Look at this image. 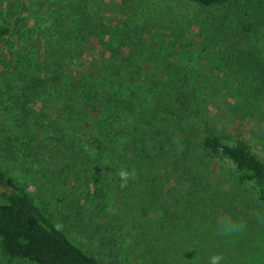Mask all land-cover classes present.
Instances as JSON below:
<instances>
[{
	"label": "trees",
	"instance_id": "obj_1",
	"mask_svg": "<svg viewBox=\"0 0 264 264\" xmlns=\"http://www.w3.org/2000/svg\"><path fill=\"white\" fill-rule=\"evenodd\" d=\"M151 1L125 0L122 6L108 7L103 0H0L4 264H107L71 239L18 182V169L13 170L16 164L29 170L34 159L38 168L44 164L36 152L45 133L40 119L48 103H57V155L86 157L95 167L89 177L100 185L117 175L123 186L121 171L129 174L126 192L132 175L144 171L159 178V186L176 173L191 174L198 185L193 167L202 152L230 161L239 184L257 191L264 203V161L241 135L220 131L198 107L217 82L195 81L199 66L182 70L179 60H173L181 58L173 40L148 42L141 36L142 23L155 20L157 9L170 11L179 23L165 0L154 9L148 6ZM177 1L210 12L208 20L195 21L192 27L199 33L202 52L213 51L215 61L208 67L215 74L229 70L234 78L229 88L246 91L264 114V24L254 10L264 0L252 8L248 0ZM106 10L129 16L105 23ZM178 36L173 30V39ZM189 36L186 30L180 39ZM62 180L65 200L69 184Z\"/></svg>",
	"mask_w": 264,
	"mask_h": 264
},
{
	"label": "rangeland",
	"instance_id": "obj_2",
	"mask_svg": "<svg viewBox=\"0 0 264 264\" xmlns=\"http://www.w3.org/2000/svg\"><path fill=\"white\" fill-rule=\"evenodd\" d=\"M124 1L103 0L108 7L122 6ZM159 1L152 0L153 5L148 6L154 9ZM248 1L252 8L262 0ZM165 2L176 11L179 23L174 22L170 11L157 9L155 20L148 18L142 23L141 36L148 42L154 38L173 40L181 54V58L177 55L173 60H179L182 70L199 66L202 71L194 75L195 81L217 82L198 107L220 131L241 135L264 161V114L252 98L253 104L249 103L246 91L229 88L228 82L234 80L229 70L219 69L215 74L208 67L209 62L215 61L213 51L203 53L199 33L192 30L196 22L208 20L210 12L206 15L196 6L188 8L183 1ZM254 10L264 24V4H257ZM106 11L102 14L105 23L116 24L129 16L117 10ZM183 18L188 21L187 27L196 22L188 30L182 25ZM173 30L179 35L176 39L172 37ZM186 30L190 36L181 40L180 34ZM260 106L263 111L264 101ZM42 116L45 133L39 138L41 148L36 153L44 164L38 168L37 159H32L29 170L22 171L17 164L13 170L18 169V182L85 250L107 264H209L212 255L222 257L219 264H264V203L257 191L239 184L230 161L211 159L199 152L193 167L195 179L200 180L198 185L192 182L191 174L176 173L164 178L159 186V178L144 171L132 175V186L128 185L126 192V182L120 185L117 175L110 176L104 185L90 179L95 167L86 157L69 159L64 154L57 155L53 135L57 128V103L44 105ZM40 168L44 170L42 174L37 171ZM62 178L69 184L65 200ZM0 264H4L1 257Z\"/></svg>",
	"mask_w": 264,
	"mask_h": 264
},
{
	"label": "clouds",
	"instance_id": "obj_3",
	"mask_svg": "<svg viewBox=\"0 0 264 264\" xmlns=\"http://www.w3.org/2000/svg\"><path fill=\"white\" fill-rule=\"evenodd\" d=\"M119 175L122 178V180H125V181L128 179V176H129V174L125 171H121ZM221 259L222 257L219 255H212L209 257V264H219Z\"/></svg>",
	"mask_w": 264,
	"mask_h": 264
}]
</instances>
